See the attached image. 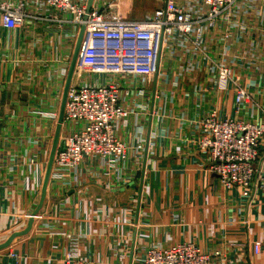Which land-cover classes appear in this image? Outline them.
Instances as JSON below:
<instances>
[{
	"label": "crops",
	"instance_id": "0c3cea01",
	"mask_svg": "<svg viewBox=\"0 0 264 264\" xmlns=\"http://www.w3.org/2000/svg\"><path fill=\"white\" fill-rule=\"evenodd\" d=\"M71 32L38 39L0 28V264H67L68 256L69 264H133L152 248L179 244L221 252L215 264H264V183L248 196L225 187L196 146V121L210 111L263 121L264 32L209 36L198 68L188 50L183 62L161 61L143 91L124 86L116 134L128 157L112 168L86 160L62 189L51 183L53 167L48 174L66 130L56 142L50 114L60 116ZM224 59L238 82L221 90L207 67ZM238 85L250 96L240 108Z\"/></svg>",
	"mask_w": 264,
	"mask_h": 264
},
{
	"label": "built area",
	"instance_id": "2783aa9c",
	"mask_svg": "<svg viewBox=\"0 0 264 264\" xmlns=\"http://www.w3.org/2000/svg\"><path fill=\"white\" fill-rule=\"evenodd\" d=\"M90 1L0 0V28L8 32L21 30L29 38L40 39L54 29L72 27L66 36L70 62L60 71L63 81L84 29L74 72L80 83L71 85L67 94L62 123L65 147L56 153L51 174V183L62 189L75 183L73 173L86 160H99L112 168L128 157L126 145L116 134L126 114L121 99L124 86L143 91L159 74L161 61L168 66L176 58L183 62L188 50L194 55L188 62L193 70L198 68L204 46L214 39L209 36L220 34L228 39L237 30L247 36L250 28L257 34L264 27V0H158L160 8L143 20L112 14L109 10L115 0H93L89 8ZM208 66L219 89H226L229 82L237 84L228 59ZM236 88L235 103L240 108L250 96L239 85ZM50 117L57 128L59 115ZM196 132L198 151L225 187H241L248 196L252 186L264 183V167L257 166L264 119L257 125L221 119L210 111L198 118ZM253 250L260 254L261 243L255 242ZM220 256L219 251L205 254L194 244H179L152 248L133 264H215ZM70 260L68 256L67 264Z\"/></svg>",
	"mask_w": 264,
	"mask_h": 264
},
{
	"label": "rangeland",
	"instance_id": "374dc122",
	"mask_svg": "<svg viewBox=\"0 0 264 264\" xmlns=\"http://www.w3.org/2000/svg\"><path fill=\"white\" fill-rule=\"evenodd\" d=\"M159 4L161 6L158 0H115L112 9L109 11L114 15L130 20H143L146 15L152 14L160 8ZM263 29L264 27L258 32L263 31Z\"/></svg>",
	"mask_w": 264,
	"mask_h": 264
},
{
	"label": "water",
	"instance_id": "95a60500",
	"mask_svg": "<svg viewBox=\"0 0 264 264\" xmlns=\"http://www.w3.org/2000/svg\"><path fill=\"white\" fill-rule=\"evenodd\" d=\"M92 2H93V0L90 1L89 8L91 7ZM83 34H84V29H82L81 32H80V35H79V38H78V41H77V44H76V47H75V51H74V54L72 56V60H71V64H70V68H69V72H68V77H67L66 84H65L62 104H61V111H60V116H59V124H58L57 129H56V142H58L59 136H60V133H61L62 123H63V120H64V113H65L67 94H68L69 88H70V86L72 84L73 77H74L76 62H77V58H78L79 51H80V48H81L82 40H83ZM56 148H57V145H55V148H54V150L52 152L48 178H49V175L51 173V169L53 167L54 158H55V155H56ZM63 149L64 148H62L61 150H63ZM6 247H3V248H6ZM3 248H1V249H3Z\"/></svg>",
	"mask_w": 264,
	"mask_h": 264
}]
</instances>
